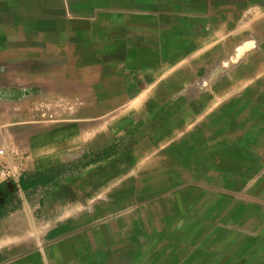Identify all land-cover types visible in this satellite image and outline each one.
I'll return each instance as SVG.
<instances>
[{"label": "crops", "instance_id": "1", "mask_svg": "<svg viewBox=\"0 0 264 264\" xmlns=\"http://www.w3.org/2000/svg\"><path fill=\"white\" fill-rule=\"evenodd\" d=\"M90 1L0 0V169L12 176L0 187L43 179L35 190L50 186L48 204L65 209L0 219V264H106L104 243L83 245L70 214L86 204V223H105L104 168L120 159L121 135L138 155L139 125L171 106H216L219 41L256 31L238 64L257 56L260 68L235 90L264 79V0H245L232 28L229 17L214 26L207 8L174 16L114 3L97 10Z\"/></svg>", "mask_w": 264, "mask_h": 264}, {"label": "rangeland", "instance_id": "2", "mask_svg": "<svg viewBox=\"0 0 264 264\" xmlns=\"http://www.w3.org/2000/svg\"><path fill=\"white\" fill-rule=\"evenodd\" d=\"M110 3L159 15L161 10L174 16L208 10L214 26L229 17L232 28L245 0L90 1L97 10ZM244 36L218 43V80L212 86L218 101L210 111L168 107L146 128L138 126V155L124 148L121 135L120 159L104 168L105 223H86V204L70 214L79 219L74 224L81 228L83 245L104 243L106 264H264V79L235 90L260 68L257 56H249L248 65L238 64L258 43L256 31ZM212 98H203L202 105ZM145 153L148 160H137ZM35 189L0 187V219L14 212L65 215L64 208L48 204L50 186ZM45 203L50 209L41 208ZM7 244V249L16 246Z\"/></svg>", "mask_w": 264, "mask_h": 264}, {"label": "trees", "instance_id": "3", "mask_svg": "<svg viewBox=\"0 0 264 264\" xmlns=\"http://www.w3.org/2000/svg\"><path fill=\"white\" fill-rule=\"evenodd\" d=\"M43 183H45V180L40 179V178H27L26 180H21L19 182V185L21 187V190L28 191Z\"/></svg>", "mask_w": 264, "mask_h": 264}, {"label": "built area", "instance_id": "4", "mask_svg": "<svg viewBox=\"0 0 264 264\" xmlns=\"http://www.w3.org/2000/svg\"><path fill=\"white\" fill-rule=\"evenodd\" d=\"M0 158H1V152H0ZM12 178V176L10 175L9 172L0 169V186L6 182H8V180H10Z\"/></svg>", "mask_w": 264, "mask_h": 264}, {"label": "water", "instance_id": "5", "mask_svg": "<svg viewBox=\"0 0 264 264\" xmlns=\"http://www.w3.org/2000/svg\"><path fill=\"white\" fill-rule=\"evenodd\" d=\"M249 47H250V44L248 43L240 50V52L241 53L245 52L246 50H248Z\"/></svg>", "mask_w": 264, "mask_h": 264}]
</instances>
